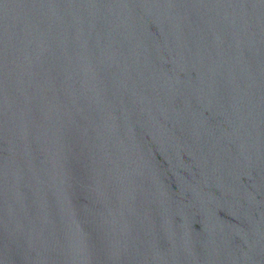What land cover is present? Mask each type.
Segmentation results:
<instances>
[{
    "label": "water",
    "instance_id": "water-1",
    "mask_svg": "<svg viewBox=\"0 0 264 264\" xmlns=\"http://www.w3.org/2000/svg\"><path fill=\"white\" fill-rule=\"evenodd\" d=\"M0 264H264V0H0Z\"/></svg>",
    "mask_w": 264,
    "mask_h": 264
}]
</instances>
